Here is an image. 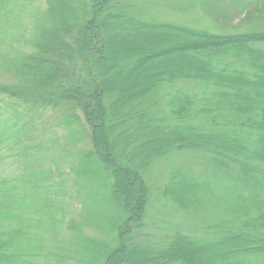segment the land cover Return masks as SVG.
<instances>
[{
  "label": "trees",
  "instance_id": "1",
  "mask_svg": "<svg viewBox=\"0 0 264 264\" xmlns=\"http://www.w3.org/2000/svg\"><path fill=\"white\" fill-rule=\"evenodd\" d=\"M221 1L62 0L78 11L69 24L60 0H0V264H138L139 251L149 264H189L188 246L264 264V107L249 106L252 94L264 101V0ZM122 16L182 35L200 63L144 88L143 125L167 136L134 162L104 145L126 106L107 81L141 65L106 61ZM234 135L231 154L208 141ZM100 172L119 221L72 196ZM182 185L201 192L185 198Z\"/></svg>",
  "mask_w": 264,
  "mask_h": 264
},
{
  "label": "rangeland",
  "instance_id": "2",
  "mask_svg": "<svg viewBox=\"0 0 264 264\" xmlns=\"http://www.w3.org/2000/svg\"><path fill=\"white\" fill-rule=\"evenodd\" d=\"M27 1L29 4H31L32 1H35L37 7H40V9L43 8L39 5L42 0H26V2ZM61 1L62 0H60V3H55L57 5L55 8V15L57 17L60 15L61 18L64 16L66 21L71 24L73 23V20H75L78 11L74 8L71 9L69 6H64V3ZM172 1L174 2L175 0H154L158 9L164 4L172 3ZM221 2L225 8L231 6L230 1L228 0H222ZM61 5L64 6L66 10L64 7L61 8ZM124 12L127 14H130V12L131 14H134V10L132 9H125ZM117 22L118 24L111 28V36L106 55L107 63L115 65L129 56L137 55L141 57V65H138L133 69L124 70L120 74L115 72L113 76L109 78V81H107L110 86L116 85L115 87L123 89V99L126 106L124 108V115L120 119L123 124L106 136V142L104 145H108L109 147L110 144L115 148V152L118 155H126L132 162H134L141 152L144 150L150 151L152 142L163 143L166 141L167 136L166 133L158 131L156 133L154 130H150L148 126L143 125L146 112L144 111L143 104L139 101V97L143 93L142 91L144 88L152 84L157 76L159 77L168 73H192L194 72L193 68L200 66V63L194 59H187L183 50L180 49L183 42L182 35L178 36V34L169 31L162 32L163 34H157L138 24L135 19H130L127 16H122L117 19ZM233 24H237V21ZM56 73L57 72H55V75ZM50 74L51 76L54 75L53 72H50ZM236 99L238 101L241 97L237 96ZM250 100L249 106L256 105L258 107H264V101L263 99L261 100L260 97H256L252 94ZM247 110L249 109L244 108L243 114H246L245 111ZM223 130L224 129H221V131ZM224 137L221 139L211 138L208 139V141H210V144L212 145L220 144L223 152L231 154L232 150H234V145H231L229 142H233L234 139L241 141V137L236 135H234L233 139L232 137ZM255 160L256 159H253L252 162L255 163ZM181 163L197 166L198 162L188 159L183 160ZM94 168L95 167L92 169L94 170ZM118 171L119 170L117 169V172ZM155 172H159V169H155L154 173ZM98 173L94 177L95 186L93 189H75L72 196L73 198H86L89 204H94L92 207L93 213L98 215L97 217L101 220L110 218L119 221L118 219L123 217V212H121L120 205L118 203L115 204L109 198V179L104 178L102 172H100L101 174ZM221 186H226V184L221 181L220 187ZM180 187H182V189H180V192L182 193L181 195L185 198H192L196 192H201L199 188L195 187L193 189L188 187L189 191L184 189L183 185ZM79 203L78 200H73L71 202L72 205H77L78 207ZM186 248L188 250L187 253L180 252L181 255L187 259L189 264H250L255 259L258 260L261 258V256L241 257L238 253L239 250L230 247L206 250L193 246H188ZM130 256L133 261L135 263L138 262V264L139 262H142L143 264H149L151 262V255L145 253V251H139Z\"/></svg>",
  "mask_w": 264,
  "mask_h": 264
}]
</instances>
